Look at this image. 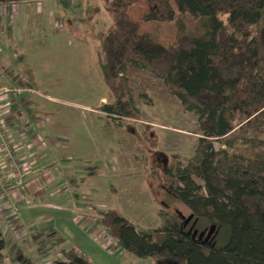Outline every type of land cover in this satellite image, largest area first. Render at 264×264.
<instances>
[{"label":"rangeland","instance_id":"374dc122","mask_svg":"<svg viewBox=\"0 0 264 264\" xmlns=\"http://www.w3.org/2000/svg\"><path fill=\"white\" fill-rule=\"evenodd\" d=\"M15 4V14L18 7L20 12L10 39L13 41L15 34L17 41L7 53L0 48V87L29 84L33 92L18 96L3 119L14 139L20 129L32 130L39 137L37 142H43L35 156L40 164H51L46 171L54 170L47 172L48 178L58 168L63 179L49 185L43 198L59 209L24 212L25 228L42 230L47 238L43 247L60 240L66 253L79 250L86 257H102L104 264H122L124 258L111 248L113 240L108 241L110 245L104 244V236L98 240L102 230L99 217L115 210L135 226L157 229L161 226L158 212L166 206L183 217L189 215V210L169 194L167 186L174 181L163 170L173 166V156L183 164L192 157L200 136L196 118L183 112L160 79L131 65L125 77L139 119H115L100 110L109 101L101 45L112 24L102 0H19ZM148 9L147 0H139L129 15L138 20ZM182 23L187 30L197 27L188 16ZM142 27L156 28L165 41L172 40L177 30L174 22ZM23 68L31 70L32 81ZM18 74L21 76L16 77ZM14 109L19 120L12 124ZM16 140L22 144L18 156L27 157L25 145L29 143L21 137ZM213 146L224 148L219 141ZM59 186L60 190L64 187L63 192L51 195ZM29 243L30 247L19 249L37 264L33 247L39 242ZM60 252L52 258H61ZM130 256L126 264H156L150 258ZM21 260L16 264H22Z\"/></svg>","mask_w":264,"mask_h":264},{"label":"trees","instance_id":"16d2710c","mask_svg":"<svg viewBox=\"0 0 264 264\" xmlns=\"http://www.w3.org/2000/svg\"><path fill=\"white\" fill-rule=\"evenodd\" d=\"M138 1L102 0L112 24L101 45L109 101L100 110L139 119L125 77L131 65L160 79L195 116L192 157L183 164L173 156L163 170L174 181L169 194L189 215L166 206L161 226L146 229L107 210L99 225L122 250L156 264H264V0H147L134 20L129 10ZM185 16L195 30L185 29ZM170 22L177 30L169 41L142 27ZM24 73L32 81L31 70ZM5 249L0 228V264ZM60 256L50 264H91L76 251Z\"/></svg>","mask_w":264,"mask_h":264},{"label":"crops","instance_id":"0c3cea01","mask_svg":"<svg viewBox=\"0 0 264 264\" xmlns=\"http://www.w3.org/2000/svg\"><path fill=\"white\" fill-rule=\"evenodd\" d=\"M3 1L4 2L0 1V48L3 47L2 53L4 54V53H7V51L10 49L12 44L17 41L15 34H14V39H13L14 42L10 39V35L11 34L13 35L14 33V28H15L14 22H15V19L19 16L20 9L18 7V11L16 12L17 14L10 12L8 9L9 3L18 2L19 4V0H3ZM8 25L10 27L9 30L6 29ZM18 76H21V75L18 74L16 77ZM12 116H13L12 117V120H13L12 124H13L17 122L16 120H19L16 109L13 110ZM18 125L19 124L17 123V127ZM20 131L24 132L27 135L26 137H29V139H33L35 137L34 134L32 133V130H26L25 128H22L20 129ZM21 132L19 133L21 134ZM14 133H16V131ZM17 137H19L18 134H17ZM21 140L24 143L29 142V140H26V141L25 139H21ZM13 155L16 156L18 159L22 158V157L20 158L18 156L19 154L17 153ZM8 161H9L8 158L5 161L2 159L3 163L1 164L0 171L2 172L3 175H7L9 173L10 164H8ZM39 161H40L39 157H36L34 161L31 162L30 168L26 174L27 177H25L23 185L19 186L14 191L8 192V190L6 189L7 184H5L4 186H0V228H1L3 239L6 244V249H7V251H4L3 264H11V263L16 264L22 258L23 260H25V261L21 260L22 264L23 262L24 264H33L31 261H29V258L23 255L22 251L19 249V246L30 247V243H29L30 240H32L33 243L39 242V246L33 247L34 250L36 251L37 261H39L37 264H41V262L42 264H50L54 260V258L52 257L53 255H55V252L57 250H60L61 252L64 251L63 247L60 245L61 244L60 240H59V243H56L54 246L51 245L50 247H43L42 243L45 244V242L47 241V238L42 233V230L40 231L38 229L36 230L32 229L33 227L32 228L28 227V229L25 228L26 226L25 224L27 223L24 221L25 220L23 217L24 212L26 214H30L32 210H37L38 208L57 207L55 205L51 206L43 202V198L46 194V189L49 187V185H53L56 182L63 181V179L59 175L60 169L57 168L56 169L57 171L51 174L53 175V177L51 176L48 178L47 172L52 173V171H54L53 169H49L46 171V169L49 168L51 164L50 165L40 164ZM61 186H64V183H61ZM61 186H59L58 189L54 188L53 190H51L50 194L54 195L56 193L63 192L64 187L60 190ZM32 201L34 203L35 202L37 203L33 204L32 207L30 206L25 207L26 205H29L30 202ZM13 205H16L18 207L17 208L18 212L16 213V215H13L11 218L9 215L11 214V212L9 211L11 210V207ZM100 233H103V235ZM102 236H104L103 237L104 244L105 243L107 244L109 240H113L114 246H111V248L114 249L115 253L118 252V254L124 258V261H122V264H126L132 259L130 256L131 254L122 250L116 244L114 239H112L106 232L101 230L98 233V240H99V237H102ZM74 251H76L78 254L83 256L91 264H104L102 257H100V259L96 257L94 258L86 257L83 253L82 255L79 250H74Z\"/></svg>","mask_w":264,"mask_h":264},{"label":"built area","instance_id":"2783aa9c","mask_svg":"<svg viewBox=\"0 0 264 264\" xmlns=\"http://www.w3.org/2000/svg\"><path fill=\"white\" fill-rule=\"evenodd\" d=\"M3 2V0H0ZM16 2H11L8 4V9L10 12L15 13L16 11ZM7 30L10 29L9 25L6 27ZM25 91L33 92V89L28 87H12V88H3L0 87V167L2 162V157L6 156L9 161L11 160V163L9 165V173L7 175H3L0 171V186H4L7 184V190L8 192L14 191L19 186L23 185L25 176L30 168V164L34 159L36 158L35 152H38V149L40 148L39 145H43L42 141H38L39 137L35 136L33 139H31L27 144L25 145L28 150V155L25 158L18 159L13 154H16L19 147L22 145L17 142L16 138L12 137L7 129L6 122L3 119V116L8 113L10 106L13 104L15 99L21 94H23ZM23 134V133H22ZM21 139H24L23 137H26L25 135H22ZM39 147V148H37ZM37 150H36V149ZM33 149V150H32ZM31 151V152H30ZM33 159V160H32ZM17 206L13 205L11 207L10 217L12 218L13 215H16L18 212Z\"/></svg>","mask_w":264,"mask_h":264},{"label":"water","instance_id":"95a60500","mask_svg":"<svg viewBox=\"0 0 264 264\" xmlns=\"http://www.w3.org/2000/svg\"><path fill=\"white\" fill-rule=\"evenodd\" d=\"M188 220H190V217L188 218ZM211 232H212V230H210V232L208 233L207 238L210 236ZM196 234H197V231L195 230L194 233H193V236H195ZM203 235H204V233H201L199 235V238H201Z\"/></svg>","mask_w":264,"mask_h":264}]
</instances>
